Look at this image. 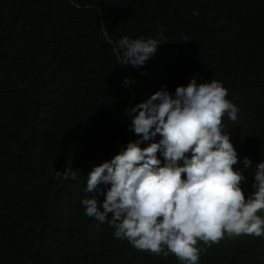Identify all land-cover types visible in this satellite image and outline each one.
<instances>
[{"label": "trees", "instance_id": "1", "mask_svg": "<svg viewBox=\"0 0 264 264\" xmlns=\"http://www.w3.org/2000/svg\"><path fill=\"white\" fill-rule=\"evenodd\" d=\"M124 36L162 45L122 67ZM193 77L221 81L239 109L223 131L250 194L244 158L264 160V0H0V264H181L116 239L81 201L91 170L139 139L126 110ZM71 165L75 181L57 178ZM198 247L199 264H264V237Z\"/></svg>", "mask_w": 264, "mask_h": 264}, {"label": "clouds", "instance_id": "2", "mask_svg": "<svg viewBox=\"0 0 264 264\" xmlns=\"http://www.w3.org/2000/svg\"><path fill=\"white\" fill-rule=\"evenodd\" d=\"M160 45L153 38L124 36L113 51L122 67L140 69ZM228 95L221 81L198 83L193 77L174 94L164 86L130 106L129 131L139 139L91 170L84 190L89 195L81 201L86 215L107 223L116 239L137 250L164 258L171 254L181 264H199L200 241L211 246L225 235L264 237V160L253 165L244 158L245 169H254L246 193L248 177L235 169L238 153L223 131L224 116L235 122L239 112ZM157 136L161 139L151 142ZM145 142L151 143L141 147ZM77 171L71 165L56 175L75 181ZM102 184L110 187L99 193L105 197L101 203L96 190Z\"/></svg>", "mask_w": 264, "mask_h": 264}]
</instances>
